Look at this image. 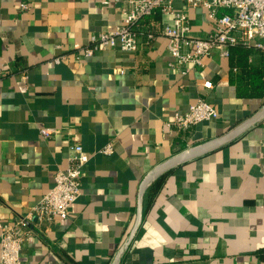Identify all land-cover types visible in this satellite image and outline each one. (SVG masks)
I'll use <instances>...</instances> for the list:
<instances>
[{"label": "crops", "instance_id": "0c3cea01", "mask_svg": "<svg viewBox=\"0 0 264 264\" xmlns=\"http://www.w3.org/2000/svg\"><path fill=\"white\" fill-rule=\"evenodd\" d=\"M174 6L188 14L191 37L208 35L204 7ZM130 7L129 0H0V220L31 211L68 165L71 145L89 156L69 217L28 222L21 263L111 264L135 225L142 184L157 172L118 264H264L257 254L264 116L251 121L264 99L240 94L250 91L251 74L216 51L182 74L163 33L172 14L141 20L135 51L100 46L84 57L73 47L114 31ZM251 48L250 66L264 67V51ZM58 55L65 58L56 62ZM199 97L217 118L188 130L167 125ZM42 127L56 132L44 136ZM162 175L146 209V191Z\"/></svg>", "mask_w": 264, "mask_h": 264}, {"label": "built area", "instance_id": "2783aa9c", "mask_svg": "<svg viewBox=\"0 0 264 264\" xmlns=\"http://www.w3.org/2000/svg\"><path fill=\"white\" fill-rule=\"evenodd\" d=\"M176 0H129L130 8L125 10L124 23L111 32L92 34L90 45L74 44L73 47L84 57L96 53L100 46L117 47L123 51H135L138 48V32L132 25L143 15L160 10L172 14L173 22L165 24L163 33L167 38V47L175 58L172 65L185 66L182 74L188 71V64L202 66L204 59L215 51L222 56L230 55V47L243 44L264 51V0H183L194 8L204 7L210 21V30L206 37H191L192 29L188 14L174 6ZM26 7V4H22ZM153 34H148L152 38ZM192 48V50H189ZM64 55L55 57L62 61ZM0 70V81L3 78ZM202 85L212 88L213 83L204 79ZM218 110L205 98L199 97L187 110L176 112L167 122L179 130H188L200 122L218 117ZM44 136L56 132L53 128H40ZM113 147L108 144L102 149L110 154ZM89 156L80 144H73L69 149L66 168H60L54 175L53 186L38 200L31 211L12 221L0 220V264H22L21 251L28 238V222L52 220L54 217L68 218L71 206L82 193L84 165Z\"/></svg>", "mask_w": 264, "mask_h": 264}, {"label": "trees", "instance_id": "16d2710c", "mask_svg": "<svg viewBox=\"0 0 264 264\" xmlns=\"http://www.w3.org/2000/svg\"><path fill=\"white\" fill-rule=\"evenodd\" d=\"M161 14L162 12L158 9L150 14L143 15L132 25V29L138 32L139 30L137 28V25L140 22L153 15L160 17ZM251 52H252V48L247 47L243 44L230 47V56L232 60H234L233 61L234 65L239 67L241 66L242 68H244L246 72H249L252 77L250 81V85H251L250 91L248 92L247 90H242L240 91V94L264 99V67L260 68V67L250 66V64L248 63V57ZM165 179H166V175H162L161 177L156 179L155 182L146 191L145 194L146 203L144 204L146 209L151 206L155 195L163 186ZM257 254L261 257L262 260H264V248H261L257 252Z\"/></svg>", "mask_w": 264, "mask_h": 264}, {"label": "water", "instance_id": "95a60500", "mask_svg": "<svg viewBox=\"0 0 264 264\" xmlns=\"http://www.w3.org/2000/svg\"><path fill=\"white\" fill-rule=\"evenodd\" d=\"M263 117L264 116V105L262 106V108L259 110V112L256 114V116H254V118L251 120H255L258 117ZM198 150V149H196ZM185 153H182L178 156H176L174 159H178L181 155H183ZM185 157V156H184ZM183 157V158H184ZM181 158V159H183ZM181 159L174 161L175 162H179L181 161ZM171 160V161H172ZM171 161L169 163H165L164 166L160 169L161 171L163 169H168L167 167L170 165ZM159 175V173L157 172H153L152 174H150V176L144 181V183L142 184L141 187V192H140V198H139V203H138V208H137V213H136V221H135V225L133 227V230L131 232V234L129 235L128 239L126 240V242L122 245V247L120 248V250L114 255L111 264H118L121 255L126 251V249L128 248V246L130 245V243L133 240L134 235L136 234L137 229L139 228L141 221H142V199H143V193L146 189V187L151 183V181H153V179H155L157 176ZM150 181V182H149Z\"/></svg>", "mask_w": 264, "mask_h": 264}, {"label": "bare ground", "instance_id": "6f19581e", "mask_svg": "<svg viewBox=\"0 0 264 264\" xmlns=\"http://www.w3.org/2000/svg\"><path fill=\"white\" fill-rule=\"evenodd\" d=\"M197 151H198V150H192V151H190V152H187V153L181 155L178 159L172 160L171 162H174V161H176V160H179V159L183 158L184 156H188V155H191V154H193V153H196Z\"/></svg>", "mask_w": 264, "mask_h": 264}]
</instances>
